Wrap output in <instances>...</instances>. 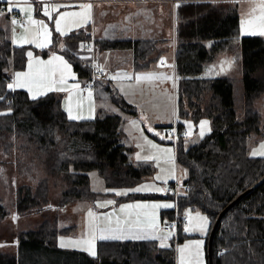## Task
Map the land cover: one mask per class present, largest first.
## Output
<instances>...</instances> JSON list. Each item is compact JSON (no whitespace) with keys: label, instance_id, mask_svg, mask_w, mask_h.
<instances>
[{"label":"trees","instance_id":"1","mask_svg":"<svg viewBox=\"0 0 264 264\" xmlns=\"http://www.w3.org/2000/svg\"><path fill=\"white\" fill-rule=\"evenodd\" d=\"M178 1L174 63L177 115L189 120L195 129L207 121L208 131L195 143L180 138L174 144L175 162L186 170V178L183 192L173 199L179 209L189 207L205 213L210 231L218 213L264 174V157L248 155L250 146L264 135L263 120L256 109L257 102L264 100V37L240 35L234 0ZM3 5L0 11L5 10ZM9 19L7 12L0 16V149L8 152L17 147L20 155L31 158L30 165L36 161L45 174L34 189L25 185L15 190V212L28 216L92 201L96 193L90 190V170L98 172L107 189L132 187L150 175L148 165L132 161V150L123 143L118 114L100 110L93 119L70 120L56 93L33 100L26 91L7 87L13 72L23 69L27 60L26 48L11 42ZM89 38L87 32L80 31L65 40ZM211 40L212 44H205ZM96 46L130 49L136 69L151 63L148 57L156 48L152 41L135 39L103 40ZM220 52L239 61V77L201 76L204 65ZM61 53L75 72L84 70V79L89 77L90 69L69 50ZM110 101L125 113H136L120 96L110 95ZM50 180L63 186L54 205L47 204ZM3 211L0 204V219ZM51 219L46 217L37 229L16 236V255L1 260L20 264L18 252L27 244L53 250L56 234L70 228L58 227L57 218ZM211 252L213 264H264V182L221 218ZM65 256L66 264H175L173 249L159 247L154 240H101L95 257L75 250L65 251Z\"/></svg>","mask_w":264,"mask_h":264},{"label":"rangeland","instance_id":"2","mask_svg":"<svg viewBox=\"0 0 264 264\" xmlns=\"http://www.w3.org/2000/svg\"><path fill=\"white\" fill-rule=\"evenodd\" d=\"M57 1L67 2L70 0ZM101 2V13L97 14L92 22L90 9L82 7L84 3L77 2V4L65 5V2L61 4L53 3L52 0H35V2L30 0L29 4H25L23 1H19L13 12L9 14H19L22 17L23 25L22 27L12 25L11 19H9L12 43L15 46L26 48V56L31 51L40 58L49 61L52 60L53 56H60L54 48L55 38H60L63 41H60L57 49H68L72 54L86 59L84 62L88 63L94 58L92 50H84L80 46L81 40L66 42L64 40L71 34L87 31L89 25L78 29L85 25L87 21H91L93 26L95 23V33L100 39L138 37L136 36L138 35L136 27L141 12L136 13L138 10L144 12L143 8L148 5L147 2L142 4L130 3L129 6L131 7L124 11V14H122L121 9L124 6L122 3H113L108 0ZM0 4H4L2 8L7 12L9 7L7 0H0ZM29 6L32 8L29 14L32 20L43 21V24L47 25L46 29L39 23L28 22L29 15L25 16L20 9ZM53 8H56L57 11H53ZM45 9L51 12V19L44 15ZM60 13L80 14L77 16L69 15L61 20L62 30L69 27L75 30H68L65 35L55 31L53 21L59 18ZM45 31L49 33L47 38L44 35ZM98 33H101V35L98 36ZM28 41H32V43ZM86 42L94 43L91 37ZM37 44H45L46 46L41 48L37 47ZM97 49L98 57L100 50ZM175 49L176 44L174 46L171 44V48L169 46L167 49L174 60ZM108 51L109 53H102L101 55L104 56L103 59L108 63L110 69H104L102 66L105 63L100 62L104 77L97 79L95 83L97 85L98 81L105 80L111 90H107L100 85L97 87L95 85L94 88L87 90L84 87L85 79L79 81L75 77L78 80L76 82L80 91L78 95L70 94L65 100V95H67L65 92L55 90L50 92L56 93L61 101L63 99L64 103L61 108L68 119H70L68 108H71V114L76 119L70 120L93 119L96 117L98 109L118 114L122 119L123 143L132 150V161L148 165L152 169L151 174L132 187L107 189L98 172L90 170L87 172L90 190L96 193L92 201L82 200L61 210L20 216L15 212V190L25 185L34 189L45 174L41 170L42 167L36 164V161L32 162L33 165H30L31 158L20 155L17 147L14 148L16 151L10 149L8 152H3L0 149V204L4 209L0 219V264H5L1 260L4 256L15 254V243H17L15 237L21 235L22 232L37 229L46 217L50 220L53 217L57 218L58 227L70 228L69 232H59L53 238V250L58 251L59 249L62 250V253L50 251L45 247L22 245V250L20 249L17 256L20 264H66L65 251L67 250L82 251L91 257H95L96 255H90L86 249L91 247L97 254V242L101 240H154L161 247L160 237L165 236L168 239L164 240V243L168 245L167 248L173 249L175 264H206L205 245L210 226L209 217L205 213L189 207L179 209L173 199L184 190L182 183L186 178V170L175 162L174 143L180 139L174 140L172 135L173 131L178 128V123H180L182 128H185L191 134L190 137L184 140L187 143H195L208 131V123L203 127L200 124L195 129L189 120H182L178 117L176 107L178 78L175 73V62L172 59L170 60L166 52L163 54L166 59V67L161 66L159 62H152L149 68L143 70L133 67L130 49H112ZM98 59L100 61L99 57ZM117 68L125 69L126 71L121 73L131 75V79L116 78L118 72H115V69ZM240 74L239 61L226 52H220L204 65L201 76L239 77ZM149 75L154 78L145 79ZM137 77H140V79L138 80ZM42 92L43 95L47 94V92ZM34 94L37 98L43 96L40 95L39 91L33 90L29 97L32 98ZM110 95L120 96L126 103L133 106L136 113L133 115L121 111L110 101ZM96 96L98 97L97 101L95 100ZM256 109L262 117L264 131V100L257 102ZM163 126L168 127L170 131L163 132L161 130ZM201 132H203V135H201ZM260 144H264V135L256 144L250 146L248 155L253 156L252 151L259 149ZM138 156L139 159H137ZM254 157L264 156L256 155ZM157 177L160 178L157 179ZM141 187H146L147 190L133 191ZM156 189H163L164 191H156ZM62 190L63 186L60 183L50 180L47 195L49 203L47 204H57ZM117 192H126L127 195H116ZM107 201H113V203L107 204ZM165 203L174 206L159 209L124 207L126 205ZM101 204L106 206L100 207ZM122 207L124 208L123 211H121ZM170 211L172 213L169 215L168 212ZM89 212L92 213L91 216H89ZM197 213L201 217L207 218L206 223L197 218ZM14 216L17 219L16 224L13 222ZM178 218L185 219V222L177 226L176 221ZM190 219L191 223L189 222ZM164 222L170 223L174 227H171L170 231L164 232L161 229ZM153 224L157 227L153 228ZM201 224H204L203 230H200L199 226ZM185 228L190 230L185 231ZM169 233H171L170 236ZM102 235L108 238L100 239ZM153 236L156 238H152ZM112 237L121 238L115 239ZM21 240L24 239L19 238L18 241ZM61 240L66 243L65 247H60ZM68 241L75 243L68 244ZM197 242H200L198 254ZM185 245H188V247H185ZM180 249H183V252Z\"/></svg>","mask_w":264,"mask_h":264},{"label":"crops","instance_id":"3","mask_svg":"<svg viewBox=\"0 0 264 264\" xmlns=\"http://www.w3.org/2000/svg\"><path fill=\"white\" fill-rule=\"evenodd\" d=\"M19 1H23V0H19ZM30 1V0H29ZM101 1L103 0H70V1H57V0H52V2H56V3H62L65 2V5H73V4H77V2L79 3H84V5H91L90 8V14H91V18H92V22L94 21V17H96L97 14L101 13ZM106 1V0H104ZM111 1L113 3H122L124 6L121 7L122 9V14H124L129 7V4H142L143 2H147L148 5L144 6V12L138 10L136 14H139V12H141V16H138L139 20L137 22V34L136 36L138 37H125V39H135V40H144V41H152L155 44V50L153 51V53L151 55H149L148 59H151V63L152 62H159L161 66L166 67V59L164 58L165 55H163L165 52L169 55L170 60L172 59L174 62L175 60L172 58V55H170V53L168 52V48L170 46L171 48V44H173V46L176 44V39H175V28L177 25L176 19H175V9L176 6L178 4V0H108ZM237 3V8H238V13H239V20H238V27H239V33L240 35L243 36H263L264 35H260V31H261V24L264 23V21H262L260 19L262 13H261V9L259 7V5L261 3H264V0H234ZM109 3V2H106ZM253 9H255V11H253ZM23 14L26 16H28L30 13H26L23 12ZM142 17V18H141ZM89 25L88 30L85 31L88 33L89 37H91L93 39V42L95 44H97V42L99 43L100 41L103 40H109V39H100V37L96 36L95 33V23L94 26L91 23V21H87V23L81 27H79L78 29L84 28L85 26ZM22 27V26H21ZM172 29V31H171ZM68 30H75L74 28L69 27L68 29L63 30V32H68ZM170 30V33L168 34V31ZM252 32H255L256 34H251ZM245 34V35H244ZM101 33H98V36H100ZM10 38H11V42H12V33H11V29H10ZM121 39V38H119ZM119 39H110V40H119ZM65 40V39H64ZM90 40V38H89ZM87 40V41H89ZM61 40L60 38L54 42V48L55 51L57 50V52H59V55L63 57V59L65 61L68 62V64L70 65V68L68 69H64L62 65L59 64V61H53V63L51 65H48L47 67L43 66V65H39L36 63V60H41V61H45L47 62L46 59L40 58L37 54H33V56L30 58H28L26 60V64L25 67L21 70H16L13 72L12 74V78H11V83H14L15 81V73L16 72H29V64H32V72L33 74L39 72V71H48L51 72L53 69L56 70V75H55V79L57 81V84L54 87H63L66 88L65 92V100L70 96V94H79V88L75 87V85H78V83L76 82V80L78 79L79 81H81L82 77L84 78L85 76V71L82 70L80 74H78L77 72H75V70L73 69V66L71 65V63L65 58V56L61 53L62 50H68V49H57V47L59 46ZM85 41V40H83ZM66 42V40H65ZM86 42V41H85ZM13 44V43H12ZM205 44L210 45L212 44V40L211 41H207L205 42ZM14 45V44H13ZM15 46V45H14ZM98 46V45H97ZM18 47V46H16ZM97 50H100L98 57L100 58V62L101 63H105L102 67L106 70L110 69L108 63H106L103 59V55H101L102 53L107 54L109 53L108 50H112V49H100L98 47ZM96 53V54H95ZM74 55V54H73ZM78 55V54H77ZM94 55H97V52H94ZM77 60L79 62H81L83 64V66H87L88 63L84 62L86 59H83V57L81 56H76L74 55ZM131 56H132V51H131ZM132 64H133V58H131ZM161 61H163L164 63L161 64ZM100 63V64H101ZM151 63H149V65H147V67H144V69L149 68ZM133 67L136 69V67L133 64ZM121 68H117L115 69V72H117V70H119ZM125 70V69H124ZM63 71V72H62ZM126 71V70H125ZM61 75H63L64 78V83L61 84L60 81V77ZM58 76V77H57ZM77 79H76V78ZM131 77V75H130ZM86 79V78H85ZM131 79V78H130ZM77 80V81H78ZM128 80V79H127ZM85 81V80H84ZM99 83L96 85V87L98 85L100 86H104L105 89L109 88L111 90V88L109 87V85L107 84V81L102 80V81H98ZM16 89H21L26 91V93L28 94V96H30V94L33 91H28V87H23V88H16ZM34 91H38L37 88L34 86L33 87ZM108 90V89H107ZM40 91H44V92H50V90H48L47 87H43L42 89L39 90ZM54 91V90H51ZM97 96L95 97V100L97 101ZM61 105H63L64 101L62 99L61 101ZM100 110L98 109L97 112H99ZM98 114V113H97Z\"/></svg>","mask_w":264,"mask_h":264},{"label":"snow or ice","instance_id":"4","mask_svg":"<svg viewBox=\"0 0 264 264\" xmlns=\"http://www.w3.org/2000/svg\"><path fill=\"white\" fill-rule=\"evenodd\" d=\"M8 4H9V7L7 8V13H12L13 12V9L14 7H16L19 3V0H7ZM23 2L25 4H29V0H23ZM32 2H35V0H32ZM82 7L86 8V9H90L91 8V5H83ZM260 9H261V17L260 19L262 21H264V3H261L259 5ZM53 11H57L56 8H53L52 9ZM20 11H23V12H26V13H30L32 11V8L29 6V7H25V8H21ZM253 11H255V9H253ZM5 15V12L4 11H0V16H3ZM44 15L45 16H48L50 19H51V12L48 11L47 9L44 10ZM77 16V15H80L79 13H60L59 14V18L55 19L53 22L55 24V31L60 33L61 35H65V33L63 32L62 28H61V20H63L66 16ZM28 22L29 23H39L41 24L45 29L47 28V25H44L43 24V21H34L32 20V17L29 15L28 17ZM19 21L15 18L11 19V24L12 25H16L18 24ZM251 34H256L255 32H252ZM260 35H264V23L261 24V31L259 33ZM45 35V38L48 37L49 33L47 31H45L44 33ZM29 43H32V41H28ZM37 47H44L46 46L45 44H37L36 45ZM81 47H83V45H81ZM27 56L28 57H32L33 56V53L31 51H29L27 53ZM53 60L55 61H59V64L63 66L64 69H68L70 68V65L68 64L67 61H65L63 59L62 56H53L52 60H49L47 62L45 61H41V60H36V63L39 64V65H43L45 67H47L48 65H51L53 63ZM164 62L161 61V64H163ZM55 75H56V70L53 69L51 72H48V71H39L35 74H33L32 72V64H29V72H16L15 73V81L14 83H11V84H8L7 87L10 89V90H15L16 88H23V87H28V91H33V87L35 86L37 88V90L39 91L40 89H42L43 87H47L48 90H55V91H66L67 89L66 88H63V87H54L56 84H57V81L55 79ZM154 77H152L151 75H149L148 77H145V79H153ZM137 79L139 80L140 77H137ZM61 84L64 83V78H63V75H61L60 77V81H59ZM75 87H78V85H75ZM44 93L42 91H40V95H43ZM89 95H91V93H89ZM37 98V96L34 94L32 96V99L35 100ZM3 97H0V100H2ZM68 113H69V118L70 119H76V117L72 116L71 114V108L69 107L68 108ZM2 114H6V113H2ZM207 121H203L201 122V125L202 127L207 125ZM191 127V126H189ZM150 130V129H149ZM201 135H203V132H201ZM252 155L253 156H256V155H261V156H264V144H260L259 146V149H254L252 151ZM140 157L138 156L137 159H139ZM160 177H157V179H159ZM147 190L146 187H141V188H136L134 189L133 191L135 192H141V191H145ZM156 191H164L163 189H156ZM116 195H127L126 192H117ZM113 201H107V204H112ZM100 207H104L106 205L104 204H101L99 205ZM174 205L172 204H152V205H126L124 207H128V208H152V209H159V208H171L173 207ZM124 208L122 207L121 208V211H123ZM92 213L89 212V216H91ZM188 215V214H186ZM197 218L200 220V221H203L204 223H206L207 221V218L206 217H201L199 215V213H197ZM15 219V217H14ZM189 222L191 223V219L189 220ZM203 226L204 224H201L199 227H200V230H203ZM153 228H156L157 225L153 224L152 225ZM174 227V225L172 226ZM190 229L189 228H185V231H189ZM171 235V233H169V236ZM108 237L106 236H101L100 239H107ZM112 238H115V239H119L121 237H112ZM137 238H140V237H137ZM152 238H156L155 236H153ZM168 239L167 236L165 237H160V240H161V243H160V246L161 247H167L168 245H166L164 243V240ZM68 244H73L75 242L73 241H68L67 242ZM199 244L200 242H197L196 243V248H197V254H198V250H199ZM66 246V243L61 240L60 242V247H65ZM185 247H188V245H185ZM87 251H89V254L90 255H93L95 256L96 255V252L90 247L88 249H86ZM181 252H183V249H180Z\"/></svg>","mask_w":264,"mask_h":264},{"label":"built area","instance_id":"5","mask_svg":"<svg viewBox=\"0 0 264 264\" xmlns=\"http://www.w3.org/2000/svg\"><path fill=\"white\" fill-rule=\"evenodd\" d=\"M17 19L19 21L18 24H16L15 26H18V27H21L23 25V20H22V17L19 15V14H13V15H10V19ZM83 45V49L84 50H92L93 53L96 51L97 49V46L95 43H88V42H85V41H80V46ZM96 54V53H95ZM88 68L90 69V75L89 77L85 80V83H84V87L87 89V90H90L92 88H94L95 86V82L97 81V79H100L102 77H104V74H103V71H102V68L100 66V61L97 57V55L95 56L94 55V58L92 61L88 62L87 64ZM116 78H120V79H123V80H127V79H130V75L129 74H126V73H118L116 76ZM163 132L167 133L169 130L168 127L166 126H163L162 129H161ZM191 134H189V132L187 130H185V128H176L174 131H173V135H172V138L174 140L176 139H186L188 137H190ZM177 142V141H176ZM176 142L174 144H176ZM185 222V219H180L178 218V220L176 221V224L177 226H179L181 223H184ZM171 227H172V224L170 223H167V222H164L161 226V229L164 231V232H168L171 230Z\"/></svg>","mask_w":264,"mask_h":264},{"label":"water","instance_id":"6","mask_svg":"<svg viewBox=\"0 0 264 264\" xmlns=\"http://www.w3.org/2000/svg\"><path fill=\"white\" fill-rule=\"evenodd\" d=\"M118 73L120 72H125L124 69H119L117 70ZM264 182V174L262 175V177L257 181L255 182L252 186H250L248 189H246L245 191H243L242 193H240L238 196H236L231 202H229L219 213L218 215L216 216L211 228H210V231H209V234H208V239H207V252H206V255H207V264H213V261H212V252H211V244H212V239H213V236H214V233H215V230L221 220V218L240 200L242 199L247 193H249L250 191H252L255 187H257L260 183ZM15 217V216H14ZM13 217V222L16 224V217L14 219ZM1 245V244H0Z\"/></svg>","mask_w":264,"mask_h":264}]
</instances>
